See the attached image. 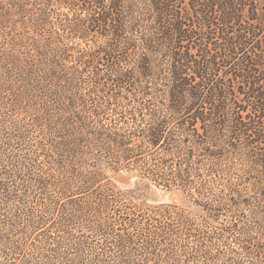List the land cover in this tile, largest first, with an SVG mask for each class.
Instances as JSON below:
<instances>
[{
  "label": "trees",
  "instance_id": "obj_1",
  "mask_svg": "<svg viewBox=\"0 0 264 264\" xmlns=\"http://www.w3.org/2000/svg\"><path fill=\"white\" fill-rule=\"evenodd\" d=\"M19 145L32 156L0 164V264L59 246L51 225L73 218L264 264V0H0V150ZM152 186L190 197L201 229L137 204Z\"/></svg>",
  "mask_w": 264,
  "mask_h": 264
},
{
  "label": "rangeland",
  "instance_id": "obj_2",
  "mask_svg": "<svg viewBox=\"0 0 264 264\" xmlns=\"http://www.w3.org/2000/svg\"><path fill=\"white\" fill-rule=\"evenodd\" d=\"M30 146L23 145L25 148L22 149L23 147L19 145L20 151L12 147L10 148L12 153H4L1 149L0 164L4 165V169L7 168L12 173H15L19 169V162L32 156L31 152L27 154V151L31 149ZM136 177L133 173L127 176L122 174L119 175L118 182L121 184L123 190L135 189V186L139 183ZM29 193L25 194L27 198L30 196ZM143 194L144 196L138 195L137 204L146 203L147 206L151 207H176L186 211L190 217L195 218L194 225L192 226L194 230L201 229L202 223L196 215L203 214V212L199 207L191 203L190 197H187L182 190H166L152 186L148 191L143 192ZM12 206L10 205L9 209H13ZM36 208H38L37 213H40L42 216L44 215L49 218L53 216L51 212L43 211L42 206ZM187 214L186 216H188ZM96 224V221L89 222L87 218H73L71 224L63 225L59 223L58 225H51V235H60V245L52 243V247H34L30 253V258L33 259H30L31 262L29 264L226 263L224 254L217 252L219 249L225 248L224 243L217 238L211 243L200 238L198 233L195 236L194 233L190 236L182 229L170 236L169 234H161L160 232V238L151 237L152 241L156 243L152 245L146 244V240L143 241L140 237V234H142L141 230L145 231L143 225L127 228L125 231L119 230V226H115V228L104 227L102 231ZM124 234H128V237L131 235L132 239L129 240L126 236L124 237L126 240L121 244L120 240L124 238H120L119 235ZM56 251H59V256Z\"/></svg>",
  "mask_w": 264,
  "mask_h": 264
}]
</instances>
